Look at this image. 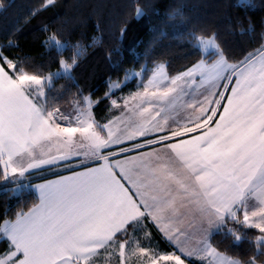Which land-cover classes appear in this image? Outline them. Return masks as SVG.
Returning a JSON list of instances; mask_svg holds the SVG:
<instances>
[{
  "label": "snow or ice",
  "instance_id": "1",
  "mask_svg": "<svg viewBox=\"0 0 264 264\" xmlns=\"http://www.w3.org/2000/svg\"><path fill=\"white\" fill-rule=\"evenodd\" d=\"M55 3L44 0L42 8ZM135 14L144 11L137 6ZM191 41L200 56L183 71L169 75L159 63L150 74L141 68L109 84L112 91L141 78V88L124 99L129 115L119 123L98 122L93 106L99 101L90 96H74L67 113L49 97L55 79H72L86 51L79 44L48 35L44 46L60 59L47 74L30 71L28 57L10 58L0 46V182L14 185L6 190L17 196L28 188L38 193L31 208L0 223V242L6 241L0 264H100L101 258L107 264H244L211 243L216 233L252 243L248 264H260L264 43L233 61L214 32L192 33ZM69 47L70 60L63 57ZM138 138L144 139L124 146ZM133 150L135 156L127 155ZM73 158H81L83 171L21 183ZM148 222L171 251L141 242L137 232ZM143 237L151 241L149 231Z\"/></svg>",
  "mask_w": 264,
  "mask_h": 264
},
{
  "label": "trees",
  "instance_id": "2",
  "mask_svg": "<svg viewBox=\"0 0 264 264\" xmlns=\"http://www.w3.org/2000/svg\"><path fill=\"white\" fill-rule=\"evenodd\" d=\"M43 3L0 0V46L10 58L28 57L27 68L40 74L56 72L59 67L60 56L44 46L52 32L62 41L86 49L71 73L72 79H55L49 91L60 108L71 103L81 88L99 101L95 109H102L109 84L121 81L130 71L145 68L150 74L159 63L166 65L169 75L183 71L200 56L192 46V33H216L224 53L233 61L264 43V0H56L46 9ZM137 6L144 11L140 18L135 14ZM72 51L69 47L63 57L70 60ZM62 173L39 175L21 183L33 184ZM12 187L0 182V223L38 202L31 188L17 196L6 190ZM248 231L251 237L254 230ZM211 243L243 262L255 253L252 243L245 240L237 244L224 233L214 234ZM4 247L6 241L0 242V250ZM165 249L170 251L166 245ZM259 261L264 264V257Z\"/></svg>",
  "mask_w": 264,
  "mask_h": 264
},
{
  "label": "crops",
  "instance_id": "3",
  "mask_svg": "<svg viewBox=\"0 0 264 264\" xmlns=\"http://www.w3.org/2000/svg\"><path fill=\"white\" fill-rule=\"evenodd\" d=\"M130 83H131V85H129ZM140 88H141L140 86L134 85V80H133V81H130V82L122 85L120 88L115 89L113 92H111V96L113 95L112 98L116 97V101L118 102V104L120 106L119 107H113L112 101L109 99V97H106L107 101L103 104L102 109H95L96 104H94L93 114H94L95 119L100 123H106L109 120H114L117 123H119V120H123L125 117H127L129 115V113H127L124 110V99L129 97L131 93L136 92ZM62 111H64V110H62ZM71 111H72V109L70 111L66 110L64 112L67 113V112H71ZM117 118H119V120ZM121 127H123V125H121ZM149 138H151V137H149ZM143 139L144 138H138L135 141H128V142H126V145H124V146L131 148L132 144L140 143L143 141ZM148 150L149 149L144 148V149H140L139 151L147 152ZM127 155L135 156L136 150L130 151ZM79 159H81V158H73L71 161L61 162L59 165H56L53 167H46L45 169L35 170L34 173L31 174L30 178H34L36 176L44 175V174L64 172V173L59 174L57 176L45 179V180H55L58 178V176H61V175L67 176V175H70L73 171H83V167H81L79 165ZM65 163L70 164L71 167H65L64 166ZM68 170H70V171H68ZM66 171H68V172H66ZM37 172H38V174H36ZM45 180L37 181V182H34L33 184L43 183ZM23 181H25V180H23ZM6 183L11 184L10 182H6ZM31 190L38 199V193H36L35 190L32 188H31ZM144 230H147L151 233V241H148L147 239H145L143 237V231ZM192 231L195 233V229H193ZM137 236L141 239V242L143 244H149L150 243L153 247H158L161 250L167 251L165 249V245H166L170 248V251L172 250L171 245L168 244V242L162 237L161 233L157 230L155 225L152 224L151 222H148L146 229L138 230ZM100 264H107V262L103 258H101ZM113 264H115V260H113Z\"/></svg>",
  "mask_w": 264,
  "mask_h": 264
},
{
  "label": "rangeland",
  "instance_id": "4",
  "mask_svg": "<svg viewBox=\"0 0 264 264\" xmlns=\"http://www.w3.org/2000/svg\"><path fill=\"white\" fill-rule=\"evenodd\" d=\"M147 77H143V74H142V79H146ZM122 80H124V78L122 79ZM134 80V85H136V86H140L141 87V82H140V80H141V78H135V77H133L132 79H129V80H125L124 81V83L122 84V85H124V84H126V83H128V82H130V81H133ZM115 82V81H114ZM112 83V82H111ZM132 83V82H131ZM115 89H113L112 91H110L109 90V87H108V89H107V93H109V96H104L105 98L106 97H109V99L112 101V100H116V97L115 98H112V96H111V92H113ZM80 92V93H79ZM78 93H74V95L75 96H77V97H79V96H90L91 97V95H90V93L88 92V90H82L81 88H80V91H79ZM92 99V98H91ZM92 100H94V99H92ZM61 109L62 110H64V111H70L71 109H72V104L71 103H68L67 105H65V106H62L61 107ZM193 243H195V240H193ZM192 261H197V260H195V259H192ZM200 262V261H199ZM244 264H248V261H245L244 262Z\"/></svg>",
  "mask_w": 264,
  "mask_h": 264
},
{
  "label": "built area",
  "instance_id": "5",
  "mask_svg": "<svg viewBox=\"0 0 264 264\" xmlns=\"http://www.w3.org/2000/svg\"><path fill=\"white\" fill-rule=\"evenodd\" d=\"M63 123V122H62Z\"/></svg>",
  "mask_w": 264,
  "mask_h": 264
}]
</instances>
